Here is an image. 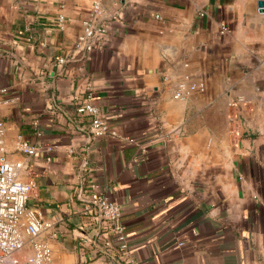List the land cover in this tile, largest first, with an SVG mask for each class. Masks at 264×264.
<instances>
[{
	"label": "crops",
	"instance_id": "crops-1",
	"mask_svg": "<svg viewBox=\"0 0 264 264\" xmlns=\"http://www.w3.org/2000/svg\"><path fill=\"white\" fill-rule=\"evenodd\" d=\"M95 1L104 32L88 50ZM258 1L0 0L6 154L36 183L27 204L51 224L52 264H124L79 245L103 224L83 213L93 185L120 206L140 264H264ZM182 81L204 89L175 98ZM87 99L104 135L77 111ZM20 135L39 150H17Z\"/></svg>",
	"mask_w": 264,
	"mask_h": 264
},
{
	"label": "built area",
	"instance_id": "built-area-1",
	"mask_svg": "<svg viewBox=\"0 0 264 264\" xmlns=\"http://www.w3.org/2000/svg\"><path fill=\"white\" fill-rule=\"evenodd\" d=\"M102 14L100 1H95L92 7L93 18L84 21V31L79 37V42L85 43V48L88 50L92 49L93 38L97 33L104 32L102 21H99ZM200 14L203 15V12ZM64 21V16L60 15L59 25L62 26ZM203 89L202 84L182 81L178 83L174 97L184 98L193 91ZM4 101L12 102L14 99ZM1 104L0 99V113ZM77 111L90 115L92 134L104 135L108 132V124L90 99L81 102ZM35 131L37 136L41 135L37 123ZM5 133V125L0 118V264H52V247L42 238L51 224L36 209L28 206V200L35 190L36 183L31 178L21 177L23 168L21 161H12L7 157ZM39 148V143H32L23 136H18L17 150L33 155ZM83 213L90 217L100 216L103 223L96 234L81 235L79 245L84 250V255L94 256L95 253L103 252L108 257L110 253H118L123 254L121 258L124 264H140L132 255L120 206L97 185L92 186ZM79 264L91 263L84 259Z\"/></svg>",
	"mask_w": 264,
	"mask_h": 264
},
{
	"label": "water",
	"instance_id": "water-1",
	"mask_svg": "<svg viewBox=\"0 0 264 264\" xmlns=\"http://www.w3.org/2000/svg\"><path fill=\"white\" fill-rule=\"evenodd\" d=\"M258 5H259L260 10H264V0H259Z\"/></svg>",
	"mask_w": 264,
	"mask_h": 264
}]
</instances>
